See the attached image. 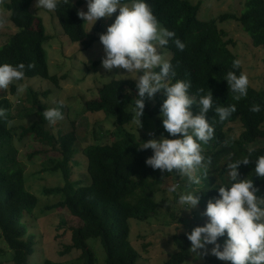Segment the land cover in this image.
<instances>
[{
    "label": "trees",
    "instance_id": "1",
    "mask_svg": "<svg viewBox=\"0 0 264 264\" xmlns=\"http://www.w3.org/2000/svg\"><path fill=\"white\" fill-rule=\"evenodd\" d=\"M33 1L7 0L5 8L9 12L8 21L16 31L0 46V63L13 66L24 63V78L49 80L58 88L60 79L49 75L47 54L43 48L49 37L45 33L42 20L31 11ZM147 3L159 23L175 32V38L185 44L183 51L176 49L171 41L165 48L171 53L170 61L177 73L176 79L191 83L190 95L196 94L198 89H203L204 93L209 89L214 98V106L226 107L234 104L236 107V111L222 122L214 117L212 110L207 113V118L214 127V136L208 142L211 148L203 152L205 158L210 159L207 175L202 176L199 186L202 192L198 193V207L204 211L207 200L217 196L213 187L228 183L224 169L229 157L235 159L247 155L249 149L253 150L249 164L241 165L238 169V179H246L255 167V157L264 155V146L254 148L259 140H264V78L261 91L258 92L248 85L245 97L239 100L233 98L223 76L227 71L233 70L232 61L239 58L231 51L234 47L233 41L225 40L226 33L218 28V24L235 21L250 36L252 46L264 50V0H245L243 11L239 15L224 13L206 22L198 19L199 5L191 4L188 0H147ZM54 15L70 42H80L85 49L92 46L95 39L86 34L82 20L69 4L59 5ZM29 64L33 65L31 69L27 68ZM236 72H243L241 65ZM11 90L14 93L16 87L12 86ZM97 93V98L85 101V110L88 113H102L108 118L113 117L116 131L107 132L101 127L97 128L93 133L94 139L101 141L102 138L97 137L106 136L112 138L111 143H95L83 150V156L87 159V185L71 181V162L77 139L74 123L67 116L68 108L61 103L41 105L36 112L37 119L27 127L20 125L16 133L8 123L13 121L12 105L8 98L1 97L0 108L7 110V119L0 120V143L16 135L18 143L29 140L43 147L36 153L47 155L54 152L59 155V158L49 159L48 164L43 166V171L60 172L64 183L55 188H46L44 193L58 194L61 197L58 202L47 207V211L67 209L79 222L77 228H69L70 235H65V239H69L70 243L60 251L61 256L72 252H76L78 256L65 264L96 263V255L87 244L89 239L99 241L105 253V264H138L140 255L129 242L128 221L134 219L144 222L157 216L158 204L153 198L156 188L166 178L176 175L154 171L145 165V159L152 154L151 150H140L138 147L151 136L137 137L131 131L119 130L132 123L129 104L134 102L136 96L135 82L112 80L100 87ZM42 95L48 96V92ZM161 102L159 93L154 96L153 102L145 98L144 116L157 123L154 137H159L161 133L167 135L159 119ZM61 105L62 120L69 123L68 129L63 124L56 127L54 123L50 124L42 118L45 109ZM253 105H259L260 111H250ZM193 111H196L195 107ZM236 125L241 126V132L237 138L232 139L228 133ZM14 152H17L15 148ZM9 154L10 152L0 153V238L13 253V264H28L34 253L35 242L34 237L28 234L22 219L25 214L33 213L37 199L25 190V168L22 161L14 160ZM35 155L32 152L29 158ZM203 171L200 170L198 175ZM162 177L165 178L162 180ZM252 179L254 186L264 193V180L254 176ZM176 238L179 239L181 248L169 256L165 264H183L189 260L187 250L190 242L183 235ZM208 262L225 264L212 256ZM44 264L54 263L46 260Z\"/></svg>",
    "mask_w": 264,
    "mask_h": 264
},
{
    "label": "clouds",
    "instance_id": "2",
    "mask_svg": "<svg viewBox=\"0 0 264 264\" xmlns=\"http://www.w3.org/2000/svg\"><path fill=\"white\" fill-rule=\"evenodd\" d=\"M61 4L68 5L69 0H35L34 6L51 13ZM85 4L86 11H77V17L85 22L83 25L90 24L91 28L100 18L112 19L113 13H117L111 24L99 34L104 53L100 63L107 73H112L113 69L123 70L106 78L122 81L131 77L135 82L136 96L129 104V111L137 129L141 126L145 98L161 94L159 119L167 135L161 133L156 139L149 133L152 138L142 141L138 149L151 150V156L145 159L146 166L161 173H174L177 177L174 183L164 185L171 197L165 204L179 205L181 210L190 213L200 203L198 193L202 191L199 186L210 163V159L203 155V145L214 136V127L207 113L212 110L214 117L222 122L236 111L235 105L214 106L209 89L207 93L198 89L196 94L190 95L191 83L176 79L175 68L169 59L164 58V50L170 41L180 51L184 50L185 44L175 38V32L161 26L147 0H85ZM240 63L239 59L233 60V70L223 76L235 100L247 95L249 84L244 72H236ZM25 67L24 63L15 66L0 63V89L21 81ZM32 67L27 65L29 69ZM23 92L24 85L19 84L16 94ZM61 107L45 109L42 118L50 124L62 120ZM250 111L259 112L260 106L253 105ZM6 112L0 108V120L7 119ZM252 151L249 149L247 155L235 159L229 157L224 169L228 183L213 187L217 196L207 200L201 214L207 218L206 222L185 233L190 242L187 254L194 261L212 256L225 264H264V196L256 195L259 189L252 179L254 176L264 180V155L255 157V167L248 178L238 179V169L249 164ZM202 169L204 171L198 175ZM220 238H224L222 242Z\"/></svg>",
    "mask_w": 264,
    "mask_h": 264
},
{
    "label": "rangeland",
    "instance_id": "3",
    "mask_svg": "<svg viewBox=\"0 0 264 264\" xmlns=\"http://www.w3.org/2000/svg\"><path fill=\"white\" fill-rule=\"evenodd\" d=\"M191 4H198V19L206 22L217 18L224 13H233L239 15L243 11L245 0H188ZM80 2V4H78ZM7 0H0V46L4 45L9 37L15 33L14 27L8 21L9 12L5 8ZM35 0L32 3L31 11L42 20L45 33L49 37L43 48L47 54V64L50 76H57L60 79L58 88L49 80L41 78H23L21 81H14L7 89H0V98L6 97L12 105L13 121L10 125L17 133L20 125L24 127L32 124L36 119L38 108L43 105H56L61 103L68 108L69 121L74 123L76 145L75 152L71 162V181L78 182L79 185L88 184V174L86 173L87 159L83 156V150L95 143L109 144L112 138L98 136L101 141L94 139V130L101 127L103 131L115 132L113 117H106L102 113H88L85 110V101L95 99L98 96V89L112 80L108 79L119 74L123 70L113 69L112 73H107L101 67V58L103 57V47L99 42V34L105 31L107 25H110L117 13H113L112 19L100 18L91 28L90 24L84 25L86 34L94 38L92 46L88 49L79 43H72L63 34V31L54 15V12H45L35 8ZM70 7L77 14V11H86L85 0H69ZM118 11V10H117ZM83 24L85 23L82 20ZM162 26V25H161ZM91 28V29H90ZM218 28L226 33V38L234 43L231 51L238 56L240 65L244 74L248 77L249 86L256 91L263 88L264 78V50L254 48L250 36L242 31V28L235 21H227L218 24ZM164 58H171V53L164 50ZM62 77V78H61ZM125 80H132L128 77ZM133 81V80H132ZM24 85V92L20 95L13 93L12 86ZM48 92V96L43 93ZM155 96V95H154ZM154 98V97H153ZM153 98L151 101L153 102ZM141 117V126L130 123L119 130L132 132L137 137L154 133L157 123L153 119L144 116ZM56 127L60 124L68 129V122L62 120L54 123ZM61 126V125H60ZM137 129V130H136ZM264 130V123L262 124ZM98 133L100 131H97ZM241 126L236 125L233 131L228 133L232 139L239 136ZM152 138V136H151ZM159 139V137H155ZM176 138V137H173ZM17 136L0 143V153L10 152L11 158L22 161L24 171L25 190L34 195L37 204L33 213L25 214L22 223L26 226L28 234L34 237V253L30 257L28 264H44L46 260L54 264H65L76 259V252L67 256H61V249L70 243L65 239V235H70V227L77 228L79 222L72 217L67 209L46 210L47 207L60 200L58 194L46 195V188H55L62 186L64 181L60 172H44L43 166L48 164V160L59 158L54 152L49 154H39L36 151L43 149L39 144L25 140L17 142ZM13 144V145H12ZM17 152H14V148ZM264 140H259L255 147H263ZM211 148L210 143L203 145V152ZM35 153L31 159L29 155ZM10 159L8 163H10ZM199 173V172H198ZM197 173V174H198ZM177 177L166 178L157 188L153 198L158 204V214L147 221L140 222L134 219L128 221L129 242L139 252L140 258L138 264H165L172 254L177 253L181 246L176 237L185 236L190 233L192 228L203 226L206 217L199 207L190 213L181 210L179 205H166L165 202L171 197L166 193L164 185L174 183ZM257 196H264L260 190ZM62 227V228H60ZM186 237V236H185ZM224 238H220L221 242ZM88 246L94 251L97 261L95 264H105V253L98 240L89 239ZM211 247V246H209ZM0 264H13L12 251H10L0 238ZM75 253V254H74ZM74 254L73 256H71ZM78 256V255H77ZM207 256L199 261H194L192 256L184 264H211ZM64 263H62V262ZM222 262V261H221ZM75 263H77L75 261ZM225 263V262H223Z\"/></svg>",
    "mask_w": 264,
    "mask_h": 264
}]
</instances>
